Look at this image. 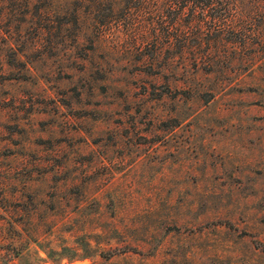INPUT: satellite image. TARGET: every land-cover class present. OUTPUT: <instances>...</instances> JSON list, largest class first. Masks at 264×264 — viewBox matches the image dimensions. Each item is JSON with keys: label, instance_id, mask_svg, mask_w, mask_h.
Instances as JSON below:
<instances>
[{"label": "rangeland", "instance_id": "374dc122", "mask_svg": "<svg viewBox=\"0 0 264 264\" xmlns=\"http://www.w3.org/2000/svg\"><path fill=\"white\" fill-rule=\"evenodd\" d=\"M49 1L0 44V264H264L260 48L209 72L152 3L100 33L111 1Z\"/></svg>", "mask_w": 264, "mask_h": 264}, {"label": "trees", "instance_id": "16d2710c", "mask_svg": "<svg viewBox=\"0 0 264 264\" xmlns=\"http://www.w3.org/2000/svg\"><path fill=\"white\" fill-rule=\"evenodd\" d=\"M35 1L0 0V21L6 22V30L0 28V44L3 48L9 50L14 48L15 30L24 26L34 13L45 18L50 15L52 10L51 1L46 0L48 3L42 8L38 7ZM89 1L91 2V13H99L102 10L104 1L107 0ZM109 1L113 3L109 7V15L97 25L100 33H104L107 26L113 23L114 19H110V17L119 10L114 4L123 1L125 4L122 9L123 16L134 17L138 13L142 16L151 13L152 3L154 4L153 10L158 14V20L155 21L158 26H155L152 31L155 36L154 44L159 40H163V42L160 41L159 46H161V50L163 46L171 50V59L190 54L196 66L203 65L207 71L212 72L216 66L226 70L224 67L228 68L233 65L236 58H238V48L241 47L247 50L249 44H254V46L260 48L253 55V58L264 56V0ZM167 11L171 17L169 21L163 19V14ZM78 14L79 12L76 11V20ZM256 17L258 18L256 19ZM15 20H18V22H15ZM53 27L54 25L50 21H46L38 28L40 31H51ZM142 27L144 35H147L151 29V22L148 20L143 21ZM156 29L159 30L158 33H156ZM156 51L157 48L154 47L151 51L152 56H155ZM11 60L13 61H7V64L11 65L15 60L22 63L16 55ZM5 63L4 60H0V68H3ZM0 74L5 75L2 71H0ZM18 242V239L12 240L9 244L12 248H15L18 246ZM128 246L130 247L129 250L136 251V247ZM12 259L10 258L7 261Z\"/></svg>", "mask_w": 264, "mask_h": 264}]
</instances>
